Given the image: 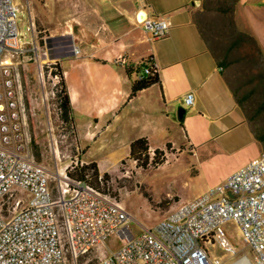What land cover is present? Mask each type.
Listing matches in <instances>:
<instances>
[{
	"label": "crops",
	"instance_id": "1",
	"mask_svg": "<svg viewBox=\"0 0 264 264\" xmlns=\"http://www.w3.org/2000/svg\"><path fill=\"white\" fill-rule=\"evenodd\" d=\"M200 1L47 0L51 36L71 34L82 51L60 59L80 163L96 162L102 174L118 175L131 160L132 141L147 137L151 156L166 150V162L155 169L180 162L186 174L215 176L211 188L264 151L215 35L205 29L209 4ZM141 13L169 20L168 35L151 39ZM232 14L264 60V0H237ZM150 62L159 81L130 98L137 71ZM190 91L194 104L186 105ZM181 105L187 108L182 119Z\"/></svg>",
	"mask_w": 264,
	"mask_h": 264
},
{
	"label": "built area",
	"instance_id": "2",
	"mask_svg": "<svg viewBox=\"0 0 264 264\" xmlns=\"http://www.w3.org/2000/svg\"><path fill=\"white\" fill-rule=\"evenodd\" d=\"M19 11L16 0H0V264H83L112 236L120 246L89 264H223L210 247L237 253L223 226L229 220L254 254V262L244 254L231 264H264V151L138 235L129 227L132 216L111 191L70 178L68 168L53 183L49 169L34 156V110L15 62L37 50L40 41L30 16V42H21ZM142 22L151 39L165 37L171 28L164 18L147 16ZM49 37L41 38L50 58ZM65 51L75 57L82 53L74 41ZM152 66L157 72L153 63L144 72ZM194 99L193 91L184 96L186 105Z\"/></svg>",
	"mask_w": 264,
	"mask_h": 264
},
{
	"label": "rangeland",
	"instance_id": "3",
	"mask_svg": "<svg viewBox=\"0 0 264 264\" xmlns=\"http://www.w3.org/2000/svg\"><path fill=\"white\" fill-rule=\"evenodd\" d=\"M16 2L20 6L21 42H30L27 31L30 16L35 21L40 41L37 50L16 57L15 62L26 99L34 110V115L31 116L34 156L49 169L54 183L58 172L66 168L69 171L80 163L82 149L77 143L75 129L59 117L56 100V85L59 78H55L53 72L54 61L45 55V49L42 47L41 37L52 34L47 30V23L53 20L50 10L46 11L47 0ZM207 3L209 14L206 17L207 21L205 20V29L215 35L213 39L218 53L227 61L230 79L236 85L239 97L247 109V115L264 143L263 56L259 54L255 43L245 33L240 32L234 23L232 13L237 7V0H207ZM86 146L87 144L84 148ZM181 161L186 162L185 159ZM179 163L174 162L162 169L138 170L133 160L124 161L121 165L123 172L110 175L108 185L101 184V188L116 195L132 216L129 227L134 234L138 235L146 228L154 226L169 210L187 201L186 198L192 199L204 192L215 179V176H199L192 170L186 174L181 171ZM221 171H226V168ZM223 226L237 253L232 255L219 245L211 246V252L221 256L223 264H231L244 254L254 262L252 248L243 242L236 222L229 220ZM120 244L121 240L117 236H112L102 247L84 257L82 263L96 262L104 253H110Z\"/></svg>",
	"mask_w": 264,
	"mask_h": 264
},
{
	"label": "trees",
	"instance_id": "4",
	"mask_svg": "<svg viewBox=\"0 0 264 264\" xmlns=\"http://www.w3.org/2000/svg\"><path fill=\"white\" fill-rule=\"evenodd\" d=\"M246 36L252 40L255 45V39L249 34L245 33ZM74 39L71 34H60L56 36H50L47 39V44L50 47V57L52 59L65 58L70 56V53L66 52L71 48V44ZM44 44V41H42ZM257 49L258 47L255 46ZM151 63V62H150ZM145 66V65H144ZM144 66L141 70H138L137 77L133 81L132 92L130 98L137 95V93L154 83L159 81V75L155 71L154 66H152L150 73L144 72ZM53 68L55 69L54 75L59 76V83L56 85V100H57V110L59 117L62 121L71 125L75 129L73 124L72 116V104L69 91L64 79V73L60 65V60L54 62ZM131 72V69H128ZM261 140H263L261 138ZM171 145H167V150H170ZM130 159L135 162V166L138 169H155L167 160L166 150L155 149L153 155L150 154V143L147 137H139L132 141L130 145ZM102 177L100 178V176ZM68 176L72 179L86 180L91 184L97 186L98 188L107 191V189L101 188V184H107L110 181V174H101L96 162L90 163H79L75 165L68 171Z\"/></svg>",
	"mask_w": 264,
	"mask_h": 264
},
{
	"label": "water",
	"instance_id": "5",
	"mask_svg": "<svg viewBox=\"0 0 264 264\" xmlns=\"http://www.w3.org/2000/svg\"><path fill=\"white\" fill-rule=\"evenodd\" d=\"M200 2H201L200 0H197V4H200ZM146 17H147V14L146 13H141L140 16H139V18L141 20H144ZM186 110H187V108L185 106H183V105H181L179 107V109H178V117L180 119H182L184 117V115L186 113Z\"/></svg>",
	"mask_w": 264,
	"mask_h": 264
},
{
	"label": "bare ground",
	"instance_id": "6",
	"mask_svg": "<svg viewBox=\"0 0 264 264\" xmlns=\"http://www.w3.org/2000/svg\"><path fill=\"white\" fill-rule=\"evenodd\" d=\"M234 264H242V263H240V262H237V263H234Z\"/></svg>",
	"mask_w": 264,
	"mask_h": 264
}]
</instances>
